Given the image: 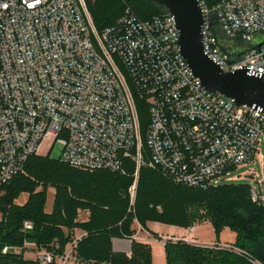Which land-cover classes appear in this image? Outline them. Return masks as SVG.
<instances>
[{"label":"built area","instance_id":"1","mask_svg":"<svg viewBox=\"0 0 264 264\" xmlns=\"http://www.w3.org/2000/svg\"><path fill=\"white\" fill-rule=\"evenodd\" d=\"M198 1L206 54L227 72L263 75L264 0ZM178 41L168 10L145 19L127 7L98 29L86 0H0V186L24 172L45 141V155L57 144V158L81 170L123 174L132 164V206L144 166L207 190L235 178L237 165L264 159V111L206 89ZM250 189L264 204L262 189ZM82 236L61 254L37 249V259L75 263Z\"/></svg>","mask_w":264,"mask_h":264},{"label":"trees","instance_id":"2","mask_svg":"<svg viewBox=\"0 0 264 264\" xmlns=\"http://www.w3.org/2000/svg\"><path fill=\"white\" fill-rule=\"evenodd\" d=\"M129 3L139 11L129 4L126 7L145 19L163 13L158 11L161 5L149 0ZM120 6V0H98L92 5L97 28L115 23L126 7L109 23L108 19ZM141 116L145 125L147 112ZM26 170L28 175L19 173L0 186V264H41L26 258L24 252L45 248L61 254L77 228L84 232L75 249L78 263L154 264L151 247L136 239L130 253L113 249V238H132L136 233L135 219L145 229L150 220L187 228L194 226L190 224L194 220H208L218 235L226 227L236 233L232 248L167 240L166 264H254L255 260L264 264V204L253 200L246 184L224 183L202 190L175 184L159 171L142 167L134 209H130L127 190L134 170L127 175L87 171L36 155L30 157ZM49 187L55 189L51 211L46 210ZM22 193H27V199L17 203ZM80 211L89 212L86 220H79ZM25 221L33 227L25 229ZM6 246L10 249L3 252Z\"/></svg>","mask_w":264,"mask_h":264},{"label":"water","instance_id":"3","mask_svg":"<svg viewBox=\"0 0 264 264\" xmlns=\"http://www.w3.org/2000/svg\"><path fill=\"white\" fill-rule=\"evenodd\" d=\"M149 1L164 6L175 16L180 51L206 89L232 98L238 105L264 111V74L247 67L227 72L206 54L202 42L204 18L198 0ZM260 46L261 43L257 45Z\"/></svg>","mask_w":264,"mask_h":264},{"label":"rangeland","instance_id":"4","mask_svg":"<svg viewBox=\"0 0 264 264\" xmlns=\"http://www.w3.org/2000/svg\"><path fill=\"white\" fill-rule=\"evenodd\" d=\"M97 1L98 0H86L88 12H89V14H90V16H91L96 27H97V22L95 20L91 6L95 5ZM120 2H121V6L118 7L114 11L112 16H110V18L108 19V23L116 15L120 14L128 4L130 6H132L135 10L139 11V8H137V6L135 8L131 3H129V0H120ZM166 10L167 9L164 6H160V9H158V11H162V12H165ZM50 142L51 141H45L43 148L41 150V153L37 154L36 155L37 157H42V158L43 157H50V158L56 159L59 156L61 148L57 144L51 149L50 154H48V155L44 154V153H47V151H48L47 148L50 147L49 146ZM260 154H264V142L262 144ZM133 170H134V166L131 164V166L126 168V173L127 172L132 173ZM140 173H141V171H140ZM257 173H259V175H260L259 178H257V176H256ZM21 175H28L27 170L25 169V171L22 172ZM122 175H127V174L123 173ZM132 176H130L131 178H133L131 184H133V182H134V177H132ZM231 176H233L235 178H233L232 180H225V181L221 182V184H224V183L246 184L249 186L250 193H251L250 187L256 186L259 193L261 192V189L264 193V159L259 158L257 156L250 162H245V163H242L240 165H237L236 167H234V169H232ZM140 178H141V174L139 175V181H140ZM139 181H138V184H139ZM131 184H129V185H131ZM47 190H48V192H47L46 210L51 211L52 205H53L55 189L53 187H49ZM128 190H129V188H128ZM128 190H127V192H129ZM26 198H27V193H22L18 197L16 202L17 203H24ZM130 207H131V204H130ZM130 209H134V206ZM88 216H89L88 211H80L78 218H79V220H86L88 218ZM0 217H1V214H0ZM140 224L141 223L137 219L134 220L133 227H134L135 231H136V229H141ZM190 224H193L196 227L195 231L193 232V237L196 240L201 241V243L221 242V243L229 244V246L231 248L234 247L236 235H235V232L232 231L231 229L228 228V229L222 231L218 235L215 228L213 227V225L210 222H208V220H202V221L194 220ZM146 228H147L146 230L149 231L153 235V237H155L154 235H160L161 238H163L162 236H164V235H173L171 238L173 240L185 239L186 236H188V234H189L186 226L184 227V226L168 224V223H164L161 221H154V220L147 221ZM75 230L78 231V228ZM79 231H80V233H83V231L81 229H79ZM142 232H143V230H142ZM144 233H145V231H144ZM76 234H77V232H76ZM156 239H158V238H156ZM144 243H146L149 247H151L152 262L154 264H165V262H166L165 247L162 244V242L159 240L153 239V241H151L150 243H148V242H144ZM39 250H41V249H39ZM42 250H44V249H42ZM17 251L20 252L21 250L18 248ZM24 256L28 259L36 260L38 257V250L35 251V250H32L31 248H29V250H26L24 252ZM255 262H256L255 264H263L258 260H255ZM73 264H95V263H93V262H91V263L75 262Z\"/></svg>","mask_w":264,"mask_h":264},{"label":"crops","instance_id":"5","mask_svg":"<svg viewBox=\"0 0 264 264\" xmlns=\"http://www.w3.org/2000/svg\"><path fill=\"white\" fill-rule=\"evenodd\" d=\"M26 199H25V201H26ZM208 222H210V221H208ZM195 229H196V227L194 226L193 232L195 231ZM226 229H228V227L224 228L222 231H224ZM142 230H143V232H142ZM144 231H145V233H144ZM193 232H192V234H188V236H186L185 239H189V237H191V236L193 237ZM77 234L78 235H84V232L83 233H80V231L78 229ZM235 235H236V233H235ZM172 236L173 235H164L162 237L165 238V239H168V238H172ZM132 239H136L138 241L148 242V243H150L151 241H153V239L154 240H158L155 237H153V235L149 231H147L146 229H144L141 226V229H136V233L133 235L132 238H118V237L113 238V249L115 251H122V252L130 253ZM193 243L194 244H198V245H204V246H212L214 244H218V245H221V246H229V244H227V243H221V242H217V243H213V242H211V243H201V241H198V240L194 241ZM165 264H166V262H165Z\"/></svg>","mask_w":264,"mask_h":264}]
</instances>
